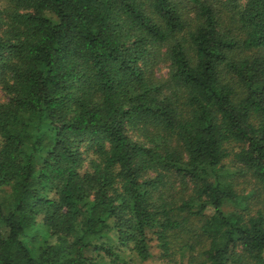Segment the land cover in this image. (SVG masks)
I'll use <instances>...</instances> for the list:
<instances>
[{
	"label": "trees",
	"instance_id": "1",
	"mask_svg": "<svg viewBox=\"0 0 264 264\" xmlns=\"http://www.w3.org/2000/svg\"><path fill=\"white\" fill-rule=\"evenodd\" d=\"M154 247L264 264V0H0V264Z\"/></svg>",
	"mask_w": 264,
	"mask_h": 264
},
{
	"label": "rangeland",
	"instance_id": "2",
	"mask_svg": "<svg viewBox=\"0 0 264 264\" xmlns=\"http://www.w3.org/2000/svg\"><path fill=\"white\" fill-rule=\"evenodd\" d=\"M166 64H163L161 65L159 68H158V71H159V74L162 75V76H166L167 72H168V69L166 68ZM243 181V180H242ZM245 189H248L247 192H251V190L253 189V187L251 186H247L246 184H244V182L241 184L240 188H244ZM255 205H256V210L257 209H260V208H263L262 204H261V200L258 199L256 202H255ZM153 251V254H154V258L151 259L150 261L144 263V264H171L169 262H167L166 260H163L160 258V250L157 249L156 247H154V249L152 250ZM179 257H177L178 259Z\"/></svg>",
	"mask_w": 264,
	"mask_h": 264
}]
</instances>
